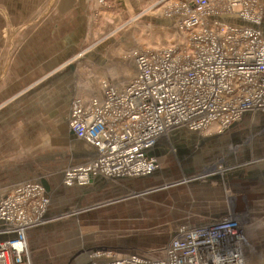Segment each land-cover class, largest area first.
<instances>
[{
  "label": "built area",
  "instance_id": "2783aa9c",
  "mask_svg": "<svg viewBox=\"0 0 264 264\" xmlns=\"http://www.w3.org/2000/svg\"><path fill=\"white\" fill-rule=\"evenodd\" d=\"M165 9L187 33L182 43L134 50L136 74L124 88L103 82L101 99L71 101L68 132L96 155L64 169V185L146 177L159 168L151 151L169 132L222 133L247 115H264L260 0H176ZM49 202L38 181L17 183L0 200V264H35L26 233L46 224ZM244 220L182 224L158 256L106 251L84 264H247Z\"/></svg>",
  "mask_w": 264,
  "mask_h": 264
},
{
  "label": "crops",
  "instance_id": "0c3cea01",
  "mask_svg": "<svg viewBox=\"0 0 264 264\" xmlns=\"http://www.w3.org/2000/svg\"><path fill=\"white\" fill-rule=\"evenodd\" d=\"M103 1L112 0H0V200L19 182L45 178L50 200L45 216L49 220L70 210L69 205L83 202L89 193L102 200L108 199L103 202L109 204L110 197L131 191L133 180L157 176L167 144L168 149H173V153L177 152V157L181 158L178 159L183 166L180 171L192 175V164L205 142L225 135V130L213 135L210 134L215 133L213 129L205 134L173 130L155 143L151 154L158 160L159 168L146 177L111 179L93 176L87 185L63 184L64 169L88 162L96 155L94 147L69 135L71 101L77 99L86 104L91 98L101 99L103 82L122 89L136 74L134 64L127 69L121 60L108 62L107 49L118 46L120 37L113 41L98 40L95 35L106 27L114 28L123 15L134 18V28L142 26L158 32L174 28V20L160 9H147L149 0H116L109 10L103 7ZM260 3L264 8V0ZM137 15L141 16L137 18ZM252 117L258 124L251 122L255 124L252 128L256 132L251 129L245 134L263 135L264 115ZM242 122L245 123V119L237 125ZM185 133L191 135V139L182 142ZM238 138L232 142L236 143ZM257 144L248 146L250 151L247 148L240 150V144L223 147L224 153L214 158L222 163L219 169L223 171L220 173L221 170L213 165L200 171L217 175L201 182L204 205L194 211L190 219H197L195 223H209L228 215H250L254 208L262 207L264 158L250 165L252 154L256 155L263 146ZM43 149L51 150L41 154ZM240 155L247 156L243 157L249 161L236 165L227 163L229 158L237 159ZM65 158L70 165L65 166ZM40 227L26 233L29 252L30 241ZM3 238L0 235V240ZM124 249L115 250V253L146 256L138 250ZM44 258L37 255L33 262L42 264L39 262H44ZM247 264L257 263L250 260ZM261 264H264V257Z\"/></svg>",
  "mask_w": 264,
  "mask_h": 264
},
{
  "label": "rangeland",
  "instance_id": "374dc122",
  "mask_svg": "<svg viewBox=\"0 0 264 264\" xmlns=\"http://www.w3.org/2000/svg\"><path fill=\"white\" fill-rule=\"evenodd\" d=\"M115 1H103V7L109 10ZM174 1L176 0H149L147 9H151V11L160 9L166 15L168 10L165 9L166 3L169 5ZM133 21L134 18L129 17L128 19L126 15L120 16L119 21L114 24V28L106 27L95 35L98 40L113 41L114 38L120 37L121 42L117 44L118 46L107 49L106 55L110 57L108 62H111L112 59L121 60L126 68L130 69L133 64L132 53L134 50L175 46L182 43L187 36L186 32L176 26L175 20L174 28L164 32L146 29L142 26L134 28ZM251 122H256L255 118L247 115L245 123L230 126L225 130V135L219 137L218 140L205 142L206 144L198 153V159L192 164L193 174L189 175L190 177L180 171L183 166L178 159L181 160V158L177 157V152L173 153V149L168 151L169 146L166 142L167 147L161 158V171L157 176L133 180L131 191L121 192L110 197L109 204L103 202L108 199L102 200L89 193L83 202L69 205L70 210L60 213L57 218L46 219V223H49L44 227L41 226L34 235L35 238L30 241L32 259L41 254L42 257H46L44 262H39L42 264H81L88 261V257L91 255L103 254L106 251L115 252L120 248L138 250L137 252L144 253L148 257L160 255L175 229L187 222L198 221L195 218L190 219V215L204 205L202 184L208 181L209 174L212 175V178L217 175L211 171H208L207 175H202L203 172L200 171L208 169L212 165L221 170L220 173L223 171L219 169L222 167V163L215 161L216 157L224 153H222L223 147L240 144V150H246L252 143L264 142V134L255 135L256 131L252 128L255 124H251ZM211 129L215 130L216 128L211 127ZM251 129L254 135L245 134ZM238 133L240 135H237ZM210 134L213 135L216 132ZM237 136L240 137L239 141L232 142ZM182 138L184 139L182 142L190 141L191 135L185 133V135L182 134ZM243 145L246 147L243 148ZM261 145H263L260 147L261 150L256 155L252 154L251 166L257 159L264 158V143ZM249 148H247L248 151H250ZM50 150L43 149L41 154ZM184 152L187 153L188 150H184ZM243 156L245 155H240L237 159L229 158L227 163L236 165L249 161L245 159L247 156L245 158ZM68 161L65 158V166H68ZM243 166L247 167V164ZM198 192L201 194H197ZM199 195L201 196L199 197ZM259 208H256L257 210L254 208L252 214L245 216L243 228L246 239L244 252L247 261L251 260L257 264H261V259L264 257V204ZM90 247H99L104 250L94 251L92 249L89 250L90 252H86L85 249H90ZM80 250H84L86 253L83 251L72 260V257Z\"/></svg>",
  "mask_w": 264,
  "mask_h": 264
},
{
  "label": "water",
  "instance_id": "95a60500",
  "mask_svg": "<svg viewBox=\"0 0 264 264\" xmlns=\"http://www.w3.org/2000/svg\"><path fill=\"white\" fill-rule=\"evenodd\" d=\"M244 119H245V117L243 118V120H244ZM243 120H242V121H243ZM69 135H70L71 137H72V136L74 137V135L71 134L70 132H69ZM74 138H75V137H74ZM201 146H202V145H201ZM151 155L154 156L153 154H151ZM184 173H185V176H189V175H190V173H188V172H184ZM203 173H204V174H203ZM203 173H202L203 175H207V174H208V172H203ZM189 177H190V176H189ZM208 177L211 178L212 175L209 174V175L207 176V178H208ZM38 182H39V184L42 186L43 190L47 193L49 187H48V184H47L46 179H45V178H40V179L38 180ZM92 249H93L94 251H101V250H104L103 248H99V247H97V248H91V247H90V249H85V251H86V252H90ZM89 250H90V251H89ZM83 251H84V250H80V252L76 253V255L72 257V258H73L72 260H74V259L76 258V256L79 255V254H80L81 252H83ZM85 251H84V252H85ZM86 252H85V253H86ZM83 254H84V253H83ZM30 258H31L32 263H34L31 255H30ZM72 260H71V261H72ZM69 264H70V263H69Z\"/></svg>",
  "mask_w": 264,
  "mask_h": 264
},
{
  "label": "flooded vegetation",
  "instance_id": "af4514ba",
  "mask_svg": "<svg viewBox=\"0 0 264 264\" xmlns=\"http://www.w3.org/2000/svg\"><path fill=\"white\" fill-rule=\"evenodd\" d=\"M69 121V120H68ZM243 123V122H242ZM168 151H170V149H168ZM84 263H85V261H84ZM83 262L81 263V264H84Z\"/></svg>",
  "mask_w": 264,
  "mask_h": 264
},
{
  "label": "bare ground",
  "instance_id": "6f19581e",
  "mask_svg": "<svg viewBox=\"0 0 264 264\" xmlns=\"http://www.w3.org/2000/svg\"><path fill=\"white\" fill-rule=\"evenodd\" d=\"M237 125V124H236ZM164 139V138H163ZM225 171V170H224Z\"/></svg>",
  "mask_w": 264,
  "mask_h": 264
}]
</instances>
